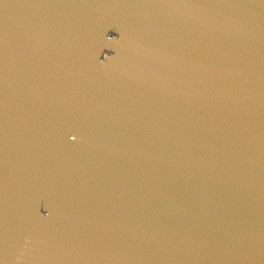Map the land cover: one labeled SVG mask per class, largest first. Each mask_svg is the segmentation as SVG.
<instances>
[{
    "label": "water",
    "instance_id": "obj_1",
    "mask_svg": "<svg viewBox=\"0 0 264 264\" xmlns=\"http://www.w3.org/2000/svg\"><path fill=\"white\" fill-rule=\"evenodd\" d=\"M0 264H264V0H0Z\"/></svg>",
    "mask_w": 264,
    "mask_h": 264
}]
</instances>
